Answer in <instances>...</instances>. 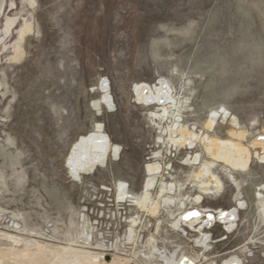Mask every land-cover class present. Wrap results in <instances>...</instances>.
Listing matches in <instances>:
<instances>
[{
    "label": "rangeland",
    "instance_id": "obj_1",
    "mask_svg": "<svg viewBox=\"0 0 264 264\" xmlns=\"http://www.w3.org/2000/svg\"><path fill=\"white\" fill-rule=\"evenodd\" d=\"M34 1L5 0L0 17V253L14 251L8 237L18 236L92 247L110 264H118L117 256L162 264L161 255L176 251L196 264H224L233 257L240 264H264L258 205L264 194L263 150L251 148L243 172L217 163L213 171L222 189L205 193L193 177L212 161L204 146L169 145L166 131L174 118H161L158 104H141L134 92L137 84L163 80L179 103L171 111L188 128L223 141L241 129L249 147L264 138V0ZM9 18L18 20L5 37ZM28 25L32 30L21 36ZM18 46L22 55L14 59ZM103 84L111 109L102 102L95 107ZM99 125L120 147L119 156L110 155L104 167L74 179L67 164L73 145ZM156 162L166 165L163 180L183 189L186 206L178 216L191 209L215 215L235 210L234 229L227 231L219 221L204 227L205 248L197 229L175 231L166 209L155 218L120 204L119 183L141 194L146 167ZM137 217L140 243L134 244L128 240L129 222ZM152 235L157 257L147 260L154 251L147 244Z\"/></svg>",
    "mask_w": 264,
    "mask_h": 264
},
{
    "label": "bare ground",
    "instance_id": "obj_2",
    "mask_svg": "<svg viewBox=\"0 0 264 264\" xmlns=\"http://www.w3.org/2000/svg\"><path fill=\"white\" fill-rule=\"evenodd\" d=\"M31 1L35 3L34 0ZM4 9H5V0H0V17ZM17 20L18 19L16 18H9L6 20V24L4 25L5 37L9 35L11 30L15 27ZM31 30L32 27L28 25V27L22 31L21 36L24 37L25 34ZM20 48H21L20 46L17 47L18 53H16V57L14 59H17L19 55H22V52L19 53ZM159 82H160L159 84L157 83L158 85H154V86L145 83L137 84L138 86L135 88L134 91L136 92L137 101L146 106L158 104L157 106L163 113V115H159L161 118L162 117L165 118L167 116H171L172 119L174 118V125L169 127L168 129L166 128L167 129L166 132L169 135V143H168L169 145L171 144L176 149L184 148V147L193 148L198 143H201L204 146L208 155L211 157L212 161L202 165V167L199 168V170L193 176L194 179L200 185V188L202 189L203 192L205 193L209 192L210 190H212L211 187H213L217 191H220L222 189V183L213 171V168L216 166L217 163H222L225 166L235 171H241V172L246 171L250 166L253 157L251 148H254L255 150L256 148L258 149L261 148L263 150L261 151V154H263V156H261V159L264 161V138H256L255 140H253L251 146L249 147L243 144V140L247 138V133L244 130L235 129L231 131L230 136L232 139L231 140L228 139V141L227 140L223 141L215 136L214 137L208 135L204 136L205 134L202 135V133L201 134L197 133L195 130H193L194 128L190 129L191 127L188 128L187 126H185L186 123L185 125H183L180 121V118L176 114V109L174 113L171 111L172 107L178 106L179 104L177 103L176 96L174 95L173 90L165 81L160 80ZM107 89L108 88L103 84L102 91L104 92V95L101 101L95 103L96 108H100L102 103H105L106 106H108L110 109L113 107L111 96L108 94L109 92ZM185 97L186 96H184V98ZM161 101L163 103H159ZM168 120L170 119H167V122ZM214 123H215V118L211 119L207 123V129L211 130L213 128ZM235 123L236 121L233 120L234 125ZM73 146L74 147L71 155L69 156L67 164L72 176L75 177L74 179H78V180L81 178L83 174H89L94 172L98 167L100 168L104 167L107 161L109 160L108 158L110 155L113 154L115 157H118L120 153V147L111 143V140L105 134L101 125L97 126L93 132H90L88 135L81 137ZM199 160L200 157L197 154V156L192 158V163L196 164L199 162ZM165 166L163 167L162 164L159 162L147 165L145 171H147L146 175H149V178L146 181L145 186L143 184L144 188L141 194H134L130 192L128 189V185L124 182H120L118 185V190L116 189L118 191L117 194L118 202L120 204L125 203V204H129V206L131 207H136L143 214H147L148 216L155 218L160 214V211L162 209H166L171 217V221H170L171 227L175 231H179V232L183 231L184 229L182 227L184 226L193 229L192 231H195L194 229H197L200 236H202L201 240H198V242L204 246L206 244V241L208 240L207 235L203 233L204 227H210L215 222L219 221L220 223L225 224L227 231L232 230V228L234 229V223L236 220L235 210H233L232 212H227V211L225 212L222 210L220 211V213H217L215 215L213 213L197 209L198 211H200V216H194V217L189 216L187 217V219L183 218L186 213H189V211L194 210L191 209L189 211H184L182 214H180V216H178L177 213L186 206V203L182 199V195H181L183 189L177 183L169 182V180L168 182H166L163 180L165 176L164 174H166L164 173V171L166 170L164 169ZM158 183H160V186H158L159 187L158 194L157 197H154L153 191L156 189ZM259 197L260 198L258 205L260 212L264 217V194H259ZM194 199L196 203L200 201L199 197ZM238 206L243 207L244 204L240 203ZM141 221L142 220H140L139 217H137V219L132 218L131 221L129 222L130 232L128 234V238H129L128 240L130 242L133 241L134 244L140 243V235L138 234L139 232L138 229L142 224ZM158 228L159 226L157 227V229ZM23 232L26 231L23 230ZM8 238L16 247L13 248L14 251L12 252L0 253V264H110L108 261H106V259L103 258L102 254L90 251L92 247L89 248L87 246L84 247L78 246L77 248L74 247L73 245L52 246L50 244H46L43 242H39L37 240H32L24 237L17 236V237H8ZM85 244L87 243L85 242ZM147 244L148 246H151L154 249V251H152L150 254L145 256L147 260L148 259L151 260V258L157 257L156 253L158 251L157 241L154 235H152L151 239L147 241ZM18 246L22 247L23 249L21 250L17 249ZM51 247L55 248L56 250L55 254H53L54 252L50 254L47 253V251ZM178 253L176 251L174 253L171 252L170 255H164V254L161 255L160 259L162 264H196L195 259L185 258V256H178L177 255ZM117 257H118V262H117L118 264H126L123 261H128L127 264H136L134 263L135 258L126 260L121 256H117ZM224 264H240V261L237 257H233L229 261H226Z\"/></svg>",
    "mask_w": 264,
    "mask_h": 264
},
{
    "label": "water",
    "instance_id": "obj_3",
    "mask_svg": "<svg viewBox=\"0 0 264 264\" xmlns=\"http://www.w3.org/2000/svg\"><path fill=\"white\" fill-rule=\"evenodd\" d=\"M159 103H163V102L161 101V102H159ZM193 214H198V215H193ZM189 216H191V217H194V216H200V213H198L197 211H195V212H193V213H187V214L184 215L183 218L187 219V217H189Z\"/></svg>",
    "mask_w": 264,
    "mask_h": 264
},
{
    "label": "snow or ice",
    "instance_id": "obj_4",
    "mask_svg": "<svg viewBox=\"0 0 264 264\" xmlns=\"http://www.w3.org/2000/svg\"><path fill=\"white\" fill-rule=\"evenodd\" d=\"M193 215H198V214H193Z\"/></svg>",
    "mask_w": 264,
    "mask_h": 264
}]
</instances>
